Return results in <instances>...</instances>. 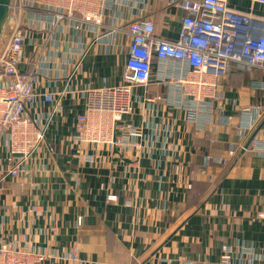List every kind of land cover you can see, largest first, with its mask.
<instances>
[{"label": "crops", "instance_id": "crops-1", "mask_svg": "<svg viewBox=\"0 0 264 264\" xmlns=\"http://www.w3.org/2000/svg\"><path fill=\"white\" fill-rule=\"evenodd\" d=\"M167 3L150 0L151 17L160 36L175 40L184 13ZM229 6L264 18V4L229 0ZM254 24L264 34L263 23ZM67 34L71 41L74 32ZM34 37L27 55L64 62L68 44L60 42L61 33L42 54L44 35ZM127 57V43L117 36L109 45H94L70 79H56L48 62L40 65L51 76L45 87L99 88L122 83ZM158 73L154 67L148 92L162 99L143 102L144 88L137 91L132 121L144 131L146 147L134 151L140 156L136 168L107 147L84 149L95 162L84 161L68 140L84 101L64 100L47 134L56 153L47 147L40 153V189L19 179L0 190V243L34 245L50 255L45 264H220L226 244L264 264V219L258 217L264 213V150H243L254 137L264 139V114L254 132L246 138L240 133L250 118L242 114L244 107L258 105L264 112V70L234 64L222 79L221 113L207 123L191 122L185 111L169 107L168 88L155 81ZM110 193L118 195L116 202L108 200ZM34 203L45 208L41 216L29 210ZM79 215L85 216L82 227L76 226ZM74 244L79 263L62 258Z\"/></svg>", "mask_w": 264, "mask_h": 264}, {"label": "built area", "instance_id": "built-area-1", "mask_svg": "<svg viewBox=\"0 0 264 264\" xmlns=\"http://www.w3.org/2000/svg\"><path fill=\"white\" fill-rule=\"evenodd\" d=\"M149 1H11L9 19L0 39V190L9 189L10 180L19 179L33 189H40L36 177L45 169L40 153L42 147H47L50 154L56 153L55 146L47 141V134L55 117L64 110L67 98L84 101L85 110L78 115L75 131L68 138L72 147H78L84 161L95 162L86 148L107 147L127 158L129 167L136 168L140 156L134 151L146 147L144 131L132 121L137 91L144 88L143 102L162 99L161 95L148 92L154 67L159 71L155 81L168 88L169 107L185 111L194 123L212 122L213 115L221 113L222 79L234 64L264 70V34L254 24L264 25V18L230 7L229 0H168V7L184 13L178 37L170 40L157 33ZM248 1L252 5L264 4V0ZM69 29L74 32L71 41ZM56 33L62 34L60 42L68 44L63 63L51 57L27 55V45L35 43L34 35H44L42 54L54 43ZM117 36L127 43L128 52L121 84L76 88L67 83L61 90L45 87L51 76L42 71L41 62L51 64L56 79L67 75L70 79L81 72L83 61L94 45H109ZM24 63L29 64L26 70L22 68ZM241 111L250 116L240 124V133L246 138L258 128L264 112L258 105ZM260 149L264 150V139L255 137L243 147L244 151ZM229 153L233 155L235 151ZM211 160L208 155L207 161ZM219 162L226 159L220 158ZM206 166L202 169L204 173ZM108 200L116 202L118 195L110 193ZM29 210L41 216L45 208L34 203ZM258 217L264 219V213ZM84 224L85 216L79 215L76 226ZM49 257L29 243H0V264H45ZM62 258L79 263V245L74 244ZM220 264L257 263L244 248L234 249L226 244Z\"/></svg>", "mask_w": 264, "mask_h": 264}, {"label": "water", "instance_id": "water-1", "mask_svg": "<svg viewBox=\"0 0 264 264\" xmlns=\"http://www.w3.org/2000/svg\"><path fill=\"white\" fill-rule=\"evenodd\" d=\"M11 1L12 0H0V39L9 19Z\"/></svg>", "mask_w": 264, "mask_h": 264}]
</instances>
